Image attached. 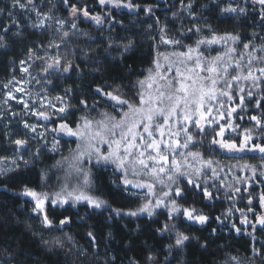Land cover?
Wrapping results in <instances>:
<instances>
[{"label":"trees","instance_id":"obj_1","mask_svg":"<svg viewBox=\"0 0 264 264\" xmlns=\"http://www.w3.org/2000/svg\"><path fill=\"white\" fill-rule=\"evenodd\" d=\"M11 2L0 0V9L5 10L0 14V37L4 38L0 40V96L9 80L18 77L16 67L19 60L25 58L43 72L48 61L45 52L49 50L55 56L71 60L78 66L68 73L55 71L50 75V78L70 89L68 95L71 99L68 104L72 107L68 113L69 123H79L82 116L97 117L103 111L117 115L119 109H113L114 102H105L106 98L94 91L97 86L105 87L106 91L119 86L126 98L137 102L136 94L140 90L137 81L147 77L160 52L170 48L185 51L186 46L194 45L201 36H211L212 31L218 35L238 34L240 41L237 42V48H242V44L249 40L258 45L260 38L264 37L259 7L245 0H193L191 14L182 7L181 0H133L142 8L152 6V14L141 9L128 11L102 6L98 0H68L67 4L64 0H33V5L27 8L33 9L34 6L40 13L56 16L70 25L76 24V29L69 26L60 30L52 23L35 27L39 24L36 13L32 9H13ZM21 2L27 3V0ZM188 2L183 0V4ZM237 4L240 7L246 6L247 13L221 12V8ZM72 5L77 8L87 6L90 15H104L110 11L115 19L98 25L82 14L73 18L70 15ZM7 11L12 12V19ZM195 25L202 28L201 33L188 31ZM205 25H211V30ZM165 26L167 37L179 40L180 45L161 42V29ZM4 29L9 30L5 32ZM63 32H68L69 37H63ZM129 38L134 41V46L121 55L120 42L127 43ZM49 45H59V48ZM36 46L43 47L37 51L33 49ZM30 49L35 50L31 56ZM37 56L45 60L37 59ZM81 100L87 101V106L82 105ZM254 102V99L250 102L246 98L244 110H240L236 116L243 117L237 118L235 122L241 130L255 126L250 116L264 114V102L260 109H255ZM51 123L56 127L60 119L53 118ZM211 131L207 128L203 144L192 148L200 150L205 158H211L215 153L209 145L211 136L208 134ZM5 142L6 135L0 132V148H3ZM74 146L75 141L72 140L70 147L64 149L72 150ZM63 156L59 151L47 148L32 164L19 166L6 174L0 173V264L6 260H12L13 264H131L133 260L138 264H237L232 257H237L240 264H264V252L254 253V248H264V230L257 225L253 240L249 235L252 233L251 226L244 227L240 233L231 229L232 223L241 226V209L249 220H255L264 213V206H261L259 199L264 192V176L259 173L243 182H237V173L228 185L240 188L239 193L233 192L223 180L212 182L208 185L209 191L215 194L211 200L200 195L199 189L193 196L190 189L186 188L189 194L181 203L185 206L194 204L210 217L208 223L201 225L183 217L169 219L164 209H159L152 217L116 216L111 208L127 212L129 209L134 210L143 199L121 183L117 172L109 167L96 166L92 168L94 194L108 200L111 208L93 209L83 203L55 206L49 209L54 226L44 228L37 215L31 211V198L24 196L22 190L25 185L44 191L55 189L60 182L57 161ZM262 157L264 154L259 152L244 155L247 162L257 165ZM5 163V160H0V167L5 168ZM181 185H185L184 180H181ZM228 209H232L230 218H226ZM65 216H71L72 222L59 225L58 220ZM216 217H220L228 226L221 227ZM165 222L175 224L177 230L193 239L186 242L183 249H173L170 254L167 246L174 243L175 232L158 231ZM88 231L96 236V248L91 246L90 238L86 235ZM68 236L72 237V241L67 239ZM57 238L63 243V248L56 246ZM45 241L49 243L45 244ZM81 249H87V253L83 254ZM10 252L15 254L14 258L8 256ZM150 256L154 259L149 260ZM112 257H115L114 261Z\"/></svg>","mask_w":264,"mask_h":264},{"label":"snow or ice","instance_id":"obj_2","mask_svg":"<svg viewBox=\"0 0 264 264\" xmlns=\"http://www.w3.org/2000/svg\"><path fill=\"white\" fill-rule=\"evenodd\" d=\"M64 2L67 4L68 0H64ZM98 2L102 6L110 4L117 9H141L148 14H152L154 10L152 6L142 8L133 0H98ZM181 2L182 7L189 10L191 14L193 0H189L187 4H183V0ZM254 2L260 6L259 16L261 23L264 24V0H254ZM29 5H33V0H27V3L21 2V0H12L11 2L13 9H26ZM32 10L37 17H43L39 24L34 26L43 27L48 16L40 13L34 6ZM247 11L246 6L240 7L238 4L221 8L222 13L246 14ZM4 12V9H0V14ZM78 14L88 17L98 25L112 22L115 19L110 11L104 15L99 13L90 15L87 6L77 8L72 5L70 15L75 18ZM7 15L12 19L11 11H7ZM12 22L13 25L16 24L14 19ZM57 23L62 26L66 22L61 20ZM71 27L76 29V24L72 23ZM205 27L211 30V25H205ZM8 30L4 29L5 32ZM188 31L201 33L202 28L195 25ZM161 33L162 43L180 45L179 40L167 37V26L161 29ZM255 35L254 33L253 36ZM63 37H69V33L63 32ZM3 39L0 37V40ZM260 40L258 45L249 40L242 44V48L238 49L235 46L240 41L238 34L218 35L212 31L210 37L201 36L195 41L194 46H186V51L158 54L154 61L155 71L149 70V74L144 80L137 81V86L142 91L136 94L137 102L135 103L126 98V94L120 92L119 86L111 91H106L105 87L97 86L94 91L106 98L105 102H114L113 109H119L117 115L103 111L99 114L100 119L94 120L82 116L79 123L76 121L69 123L68 113L72 106L65 101L63 96L55 97L57 101L61 102L58 109L49 101V107L55 109L51 114L47 111H32L27 102L21 101L25 109L44 121L51 122L54 115L63 114L59 116L58 126L50 131L79 140L70 157H62L60 161H57V166L67 165L59 191L50 193L27 185L23 187L22 194L31 198L29 201L32 204L31 211L37 214L41 225L44 228L54 226L49 209L57 205L83 203L93 209L111 208L108 200L94 194L92 181V167H105L109 164L120 170L123 176L121 183L124 186L131 185L136 189H146L142 198L143 202L134 210L129 209L125 212L124 209L111 208V212L116 216L124 214L135 217L146 214L152 217L159 209H164L166 215L172 220L183 217L201 225L208 223L210 217L203 209L195 207L194 204L185 206L181 201L186 200L189 194L186 188L190 189L193 196L199 189V194L204 198L213 199L215 194L209 191L208 181L219 176L218 168L214 165H219L220 162L212 158H205L200 150L192 151L191 148L203 144L206 138L205 130L211 128L212 131L208 135L211 136L209 145L212 151L220 149L227 153L259 152L264 154V114L250 116L249 119L255 121V126L242 130L240 125L235 123L233 117V113H237L238 109L244 110L246 98L250 102L254 99L255 109H260L264 102V37H261ZM217 44L226 46L225 51L215 56H206L207 47L202 48V46ZM133 46L134 41L130 38L127 43L120 42L121 55L128 52ZM49 47L59 48V45H49ZM34 51L33 49L29 50L30 56ZM36 58L45 60L40 56ZM62 60L64 61L63 65L61 64ZM24 63L26 62L21 61V64ZM74 68H78V66L74 65L71 60H65L64 57L57 55L46 61V66L42 71L48 73L49 70H54L68 73ZM23 70L25 73L28 72L27 67ZM108 87L112 86L108 85ZM17 91L23 92L24 89L19 88ZM65 91H70V89ZM7 95L11 99H16L12 92ZM80 103L87 106L85 100H81ZM12 115L17 114L12 113ZM237 118L243 119V117ZM23 127L28 132L37 134L32 137L33 139L43 137L45 132L49 131L44 125L29 124L26 120L23 121ZM38 127L43 131L38 133ZM190 127L198 130L195 135L189 130ZM257 131L259 132L258 136ZM13 143L24 148L29 144V140L20 138L15 139ZM46 143L47 141H45ZM58 145L59 141L54 139L52 150H56ZM35 155H39V150ZM0 160H7V158H0ZM19 160L24 161L25 164L28 163L22 156L19 157ZM85 161L91 167L86 168ZM12 164L16 168L20 166L16 160H13ZM237 166L250 170L253 177L257 173L264 176V157L260 160L259 165L245 162ZM11 170L12 168L0 167V173L6 174ZM182 179L185 181L184 186L181 185ZM158 185L160 186L159 194L156 191ZM227 187L235 193L240 192V188L233 185H227ZM217 191L219 190L217 189ZM249 196L251 197V194ZM229 198L234 199V197ZM259 199L261 206H264V192L260 194ZM248 202L251 204V199ZM239 211L243 217L240 220L241 226L232 223L231 229L240 233L244 227L251 226L252 233L249 235L255 240L253 233L257 230L256 226L259 225L260 229L264 230V213L258 215L255 220H249L244 210ZM248 211L251 212L252 209L249 208ZM231 214L232 209H228L226 218H230ZM215 219L220 222L221 227L228 226L220 220V217ZM71 222V216H65L58 220L59 225H67ZM158 231L175 232L174 243L167 246L170 254L173 249H183L186 242L193 239L188 234L177 230L175 224L167 222L163 223ZM215 231L213 229L214 233ZM86 235L90 238L91 246L96 248L94 233L88 231ZM67 239L72 241L71 236H68ZM44 243L49 242L45 241ZM55 244L57 247H64L58 238ZM80 251L83 254L87 253V249ZM261 252H264V248H254L255 254ZM8 256L14 258L15 254L10 252ZM111 259L114 261L115 257ZM153 259L154 257H149V260ZM232 259L240 264L237 257H232ZM2 264H13V261L6 260ZM131 264H138V262L133 260Z\"/></svg>","mask_w":264,"mask_h":264},{"label":"rangeland","instance_id":"obj_3","mask_svg":"<svg viewBox=\"0 0 264 264\" xmlns=\"http://www.w3.org/2000/svg\"><path fill=\"white\" fill-rule=\"evenodd\" d=\"M245 1L255 4L254 0H245ZM255 5L260 7L258 4H255ZM105 6L114 8L110 4L105 5ZM28 9H32V8H26V10ZM120 10L136 11L137 9L121 8ZM47 16H48V19L45 22V25L52 23L55 25V27L58 30H60L62 27L71 26L67 22L61 26L57 23L58 21H61V19L57 18L56 16H49V15ZM41 19H43L42 16L39 17V22ZM228 46L230 47L232 45H228ZM235 46L237 47V45ZM204 47H207V51H205L206 56H215L225 51V48H226V46L221 45V44L211 45V46H202V48ZM33 49H36L37 51H39L40 47L36 46V47H33ZM173 52H183V51H176L170 48L169 50L160 52L159 54L161 53L170 54ZM45 54L48 56V60L51 57L55 56L53 52L49 50H47ZM21 61H25L26 63L21 64ZM161 63H163L162 60H161ZM25 67L28 68L27 73H25L23 70ZM37 68L38 67L35 66L33 62L28 61L25 58L19 60L17 67H16V69L18 70V77L9 80L8 84L6 85L7 87H5L3 91V95L0 96V132L6 135V142L5 144H3V148H0V155H4L2 156L3 158H7V160H5L6 161L4 165L5 168H12V169L16 168L12 164L13 160H16L20 166L32 164V162L35 159H38L41 156V154L46 151L47 148H52V142L54 139L59 141V145L56 151H59L61 154H63L64 155L63 157H70L72 153L74 152V150L76 149L77 143H79L78 138L67 137V136H63V135L51 132L50 129L54 128L53 123H51L52 121L51 122L44 121L36 117L35 115H32L28 109L24 108L23 103L21 101L27 102V104L29 105L32 111L48 110V112L51 114L52 112L55 111V109L49 107V101H51V103L54 104L56 108L58 109L61 106V102L55 99L56 96L58 95L63 96L65 98V101H67V103L71 99L70 96L68 95L70 91L66 92L65 90L67 88L65 86L61 85L59 82L50 78L51 73L55 72L54 70H49L48 73H44V72H40ZM151 70L153 72L155 71L154 66L152 67ZM19 88H23L24 91L23 92L17 91V89ZM140 91L142 90L140 89L139 92ZM9 92H12L13 95L16 97V99L9 98L7 95ZM5 100H7V103H5ZM239 112H240V109L237 110V113H233L235 122L237 121L236 116ZM12 113H16L17 115L14 116L12 115ZM60 115H63V114L54 115L52 119L59 118ZM100 118H101L100 115H98L97 117H93L89 119L96 120ZM25 120L29 124H35L38 126L44 125V127L49 129V131L45 132L43 137H38L36 139H33L32 137L37 134H32L28 132V130L24 129L23 121ZM189 130L192 131L193 134H194V131H198L197 129L193 127H190ZM209 130H211V128H209ZM40 131H43V129L38 127L37 132L39 133ZM20 138H27L29 140V144L25 146L24 148H20L17 145H15L13 141L15 139H20ZM72 140L75 141L74 148H72V150L70 148L64 149V147L65 148L70 147V142ZM45 141H47L46 144H45ZM37 150H39L38 156L35 155ZM192 151H195V150H192ZM219 151L223 154V156L220 155ZM214 152L215 153H213L214 155L211 158L213 160L220 162L219 165H214V167L218 168L219 176L216 177L214 180H209L208 185H210L212 182L218 179L223 180L224 184L228 185L233 181L237 173H238V177H236V179L239 178L237 179V182H240L243 180L248 181L249 179H246V178L253 177L250 170H246V169H243L237 166L239 164H243L247 162L246 159L244 158V155L247 153H227L220 149H217ZM248 153H254V152H248ZM21 156L24 158V160L28 161L27 164H25L24 161L19 160V157ZM224 156H227V157H224ZM84 166L86 168L91 167V165H89L86 161H85ZM105 167H109L114 172H117L122 181L123 176L119 169H116L115 166L111 164ZM66 168H67L66 164L63 166H59L60 182L55 189H53L52 191H48V192L54 193L56 191H59L60 185L63 182V177L65 175ZM129 178H132V177H129ZM126 187L133 190V192L141 196V198H143L145 195L146 189H136L134 186H131V185L126 186ZM156 191H157V194H159L160 192L159 185L157 186ZM74 205H77V204H74ZM57 206H60V205H57ZM141 215H146V214H141Z\"/></svg>","mask_w":264,"mask_h":264}]
</instances>
